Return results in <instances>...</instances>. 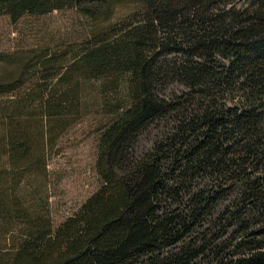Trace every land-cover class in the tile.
I'll use <instances>...</instances> for the list:
<instances>
[{
	"label": "trees",
	"instance_id": "trees-1",
	"mask_svg": "<svg viewBox=\"0 0 264 264\" xmlns=\"http://www.w3.org/2000/svg\"><path fill=\"white\" fill-rule=\"evenodd\" d=\"M54 12L73 37L0 52V264H264V0H0ZM86 118L99 185L55 224Z\"/></svg>",
	"mask_w": 264,
	"mask_h": 264
},
{
	"label": "rangeland",
	"instance_id": "rangeland-1",
	"mask_svg": "<svg viewBox=\"0 0 264 264\" xmlns=\"http://www.w3.org/2000/svg\"><path fill=\"white\" fill-rule=\"evenodd\" d=\"M76 26L75 16L70 12L24 17L16 24L10 23L7 16H0V52L55 42L58 30L73 37ZM92 126V120L86 118L71 127L59 138L57 152L48 161L52 174L51 214L55 224L76 211L98 188L94 171L96 135ZM147 145L146 137L140 148Z\"/></svg>",
	"mask_w": 264,
	"mask_h": 264
}]
</instances>
